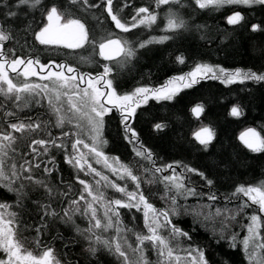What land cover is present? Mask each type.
Here are the masks:
<instances>
[{
    "label": "snow or ice",
    "instance_id": "snow-or-ice-1",
    "mask_svg": "<svg viewBox=\"0 0 264 264\" xmlns=\"http://www.w3.org/2000/svg\"><path fill=\"white\" fill-rule=\"evenodd\" d=\"M155 7H135L130 0H123L117 7L115 0H0V109L11 104L16 109L27 108L32 102L47 100L51 114L55 117L52 127L61 129L59 135L50 130V121H41L31 117L20 119L16 111H3L6 127H0V188L14 193L15 204L0 202V264H77L73 260H62L52 246L51 241L42 237L47 233L50 222L57 219L70 226L80 239L86 242L84 251L95 257L101 250L116 257L118 264H211L207 256L208 249L193 240L192 232L196 223L219 222V238L216 243L226 242L230 250H239L245 264H264V180L256 184H240L235 187L229 198L239 200L233 212L229 208H213L205 205L207 212H189L180 200L189 197L206 196L208 201H216L217 195L211 191L213 180L199 169L190 167L181 161L158 164L156 154L142 142L134 126L138 109L150 100L173 101L183 90L191 89L203 81H219L225 86L244 84L247 81L264 82V72L252 69H226L220 65L195 62L187 72L172 75L164 83L151 86L141 85L126 93L118 92L114 68L105 63L103 71L93 75L81 72L79 67L67 62L49 61L42 63L39 56L21 55L29 47L28 41L20 44L19 40L12 48L7 47L18 35L31 36L34 42L46 48L69 50L66 55L73 56L76 50L91 47L99 49L98 55L105 61L122 68L136 58L139 49L149 45H162L173 40L182 32L189 30V23L175 10L176 6L185 7L184 0H154ZM194 10L219 11L227 6H242L252 10L264 9V0H192ZM168 6L164 14L165 33L150 36L147 40L133 42L123 36L108 32L97 40L94 38L86 20L73 15L72 9L83 12L103 9L116 30L131 34L133 30L152 29L157 25L160 13L156 9ZM133 8L130 17H125V10ZM33 10L42 11L39 23L35 19L27 20L18 33L13 27L16 22L23 23ZM23 14V15H22ZM99 19V18H97ZM247 21L240 11H232L226 16L229 26L241 27ZM204 25H196L199 31ZM253 33L264 32L259 23H252ZM204 38L203 36L201 37ZM81 61L88 58L81 57ZM183 54L177 55L176 63L186 64ZM37 78V79H33ZM113 111L120 117L123 139L132 146L135 157L146 162L140 167L148 179L137 175L128 163L119 156L107 154L105 138L106 117ZM204 105L197 104L191 109L199 118L204 113ZM229 115H244L242 106L233 105ZM14 119L15 122H11ZM71 126L68 131L65 127ZM166 124L157 122L153 125L156 132L163 131ZM46 132V136L43 134ZM19 134V135H16ZM42 135L43 138H33ZM195 140L207 150L215 139V130L208 125L202 126L194 134ZM27 143L28 151L20 152V141ZM244 145L254 153H264V136L255 128L247 129L241 135ZM53 151L63 153V161L76 173L75 181L80 185L74 189L71 183L61 180L66 190H61L49 182V177L57 172V160ZM100 165V168L94 167ZM179 169V170H178ZM42 170V175H38ZM83 173L85 178H81ZM110 173V175L106 174ZM188 174L199 176L209 186L208 193H201L192 184ZM91 177V179H87ZM123 181V183H120ZM134 187L130 190L129 183ZM161 184L163 195L160 197L170 206L157 208L143 191L142 185ZM42 189L48 202L33 201L42 213L34 225L24 224L21 219L25 209L28 190ZM106 190L119 193V197L109 196ZM78 191L79 195H75ZM246 198V199H244ZM59 200L63 205L59 210L53 202ZM251 215L245 210L253 208ZM18 207L20 211H13ZM122 210L141 213L145 231L129 227L123 219ZM193 215V227L185 230L174 222L182 214ZM238 215H246L247 223L241 224L243 236L232 229ZM76 217L87 222L86 227L76 223ZM202 217V219H201ZM133 215V219H135ZM34 229L32 238L34 248L27 246V238L22 233ZM105 233L114 235L105 236ZM134 237V240L131 238ZM215 239V235L213 236ZM54 239L64 240L62 234ZM69 241L65 247L76 243ZM156 260L149 258L150 251ZM222 264H230L227 259Z\"/></svg>",
    "mask_w": 264,
    "mask_h": 264
},
{
    "label": "trees",
    "instance_id": "trees-1",
    "mask_svg": "<svg viewBox=\"0 0 264 264\" xmlns=\"http://www.w3.org/2000/svg\"><path fill=\"white\" fill-rule=\"evenodd\" d=\"M47 2V0H46ZM60 3L66 4L67 0H59ZM92 3H98L99 0H91ZM119 7L123 0H115ZM135 7L151 6L155 7L154 0H130ZM185 7L176 6L175 10L179 11L185 20L189 23V30L182 32L175 39L170 40L162 45H149L145 49H139L136 58L130 63L125 64L122 68H117L114 64L105 61L98 55L99 49L93 50L91 47L76 50L75 55L69 56V51L63 48H54L39 45L34 42L31 36L18 35L12 42L7 43L8 48H12L19 40L20 44L28 41L29 47L22 51L18 48L21 55L31 54L39 56L42 63H48L50 60L60 63L67 61L77 67L81 72H90L96 75L103 71V65L109 63L114 68L113 76L116 77L118 92L123 94L132 91L135 87L141 85L157 86L164 82L172 75L187 72L194 66L195 62H206L213 65H220L226 69H252L253 71L264 72V32L253 33L250 30L252 23H259L264 27V9L256 7L249 10L242 6H227L219 11H200L194 10L192 0H184ZM168 6H161L156 9L160 13L157 25L152 29L133 30L131 34L122 33L114 28L110 19L103 13V9L83 12L79 8H73V15L86 20L94 38L99 40L108 32L114 35L123 36L133 42L147 40L150 36H161L165 33L164 14ZM240 10L246 17V23L241 27L229 26L226 23V16L232 11ZM133 8L125 10L124 16L130 17ZM23 15V14H22ZM99 18V19H97ZM3 19V17H0ZM35 19L39 23L42 19L41 10H33L27 16L23 23L16 22L13 27L19 33L23 24L27 20ZM196 25H204L199 31L195 29ZM204 37L203 39L201 37ZM183 54L186 58V64L176 63L177 55ZM81 57L88 58L87 61H81ZM2 100V98H0ZM4 109H0V127H6L3 119V111H16L20 119L29 117L41 121H50L49 128L55 135H59L61 129L52 127L55 123V117L49 112V107L45 100L36 104L32 102L29 107L16 109L11 104H7ZM197 104L204 105V113L197 118L191 112V109ZM240 105L243 108L244 115L233 117L229 115L233 105ZM11 122H15L14 119ZM161 122L167 127L160 132L153 130V125ZM105 138L108 145L104 151L112 156H119L120 159L132 166L134 171L148 179L144 174L141 164L147 166L146 162L135 157L132 152V146L128 144L122 136L119 114L113 111L106 117ZM211 126L216 133L215 139L205 150L194 137V128L198 124ZM134 126L138 131L142 142L150 148L157 156L158 164H168L174 161H181L190 167L203 171L209 179L213 180L211 191L217 195L216 201H208L206 196L189 197L186 201L180 200L182 205L187 206L189 212H207L205 205H211L213 208H229L235 212L239 205V200L229 198L235 187L240 184H256L264 180V153H254L250 151L242 142L239 133L244 128H255L264 136V82L255 83L247 81L244 84H233L225 86L219 81H203L191 89L183 90L173 101L150 100L147 105H143L137 111L134 120ZM71 126L65 127L68 131ZM19 135V134H16ZM46 136V132L43 134ZM42 135H35L33 138H43ZM27 143L30 141H20L19 151H28ZM57 160V172L49 177V182L61 190H66L64 185L60 184L63 180L71 183L74 189H79L80 185L75 181V171L64 163L63 153L53 151ZM179 170V169H178ZM38 175H42V170ZM192 184L198 192L208 193L209 186L199 176L188 174ZM81 178H85L80 173ZM111 178V177H110ZM91 179V177H87ZM115 179V178H112ZM123 183V181H120ZM129 187L131 182L129 181ZM145 195L155 206L160 208L169 207L170 205L158 204V199L163 195V185L147 184L142 185ZM109 196L119 197V193L106 190ZM75 195H79L76 191ZM245 199V198H244ZM16 196L6 189L0 188V202L15 204ZM33 201L42 203L48 202L44 199L42 189L28 190V196L25 200V209L21 215L24 224L34 225L40 220V213ZM53 206L59 210L63 205L59 200L53 202ZM13 211H20L14 207ZM254 208L245 210L246 215H251ZM124 222L129 226H135L137 231H142V214L122 210ZM135 215V219H133ZM246 215H238L237 221L233 222L232 229L243 236L241 224H246ZM76 223L80 227H86L87 222L76 217ZM202 219V217H201ZM193 215L182 214L174 218V222L179 224L185 230H191L193 227ZM195 231L192 232L193 240L201 247L208 249L207 256L211 264H222L223 259H227L230 264H245L244 258L239 250H230L226 242L219 245L216 239L219 238L220 224L216 222L196 223ZM62 234L64 240L54 239L57 235ZM36 233L34 229L25 231L22 236L27 238V246L34 248L32 238ZM105 236L114 235V233H105ZM215 235V239L213 236ZM44 241H51L52 246L56 249L57 254L62 260H73L77 264H118L116 257L101 250L95 257L84 251L86 242L78 237L73 229L61 223L58 219L50 222L47 233L42 237ZM134 240V237L131 238ZM71 240L77 242L65 247ZM150 251L149 258L156 260L154 252Z\"/></svg>",
    "mask_w": 264,
    "mask_h": 264
},
{
    "label": "rangeland",
    "instance_id": "rangeland-1",
    "mask_svg": "<svg viewBox=\"0 0 264 264\" xmlns=\"http://www.w3.org/2000/svg\"><path fill=\"white\" fill-rule=\"evenodd\" d=\"M33 79H37V78H33ZM162 83H164V82H162ZM161 83V84H162ZM46 102H47V100H45ZM47 104V103H46ZM48 105V104H47ZM49 112H50V110H49ZM51 113V112H50ZM54 117V116H53ZM202 126H204L203 124H198V125H196V127L194 128V133L196 132V131H198ZM247 129H249V128H244V129H242L241 130V132L239 133V137H240V139H241V135L243 134V133H246V131H247ZM94 167H97L98 169L100 168V165H95L94 164ZM136 173V172H135ZM106 174H108V175H110V177H111V174L110 173H106ZM137 175H139L138 173H136ZM111 178H115V177H111ZM134 187V185H132L131 184V186L129 187V189L131 190L132 188ZM111 197V196H110ZM246 199V198H245ZM158 204L159 205H162L163 207L165 206V205H169L165 200H162L161 198L160 199H158ZM157 208H160V206H156ZM253 208L255 209V206H253ZM261 215H264V214H261ZM142 218H143V216H142ZM141 226H142V231H145L144 230V227H143V219H142V224H141Z\"/></svg>",
    "mask_w": 264,
    "mask_h": 264
}]
</instances>
